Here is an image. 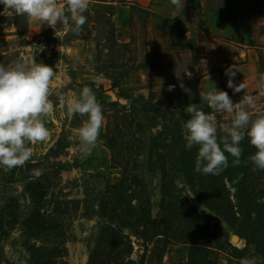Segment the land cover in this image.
<instances>
[{
  "label": "rangeland",
  "instance_id": "obj_1",
  "mask_svg": "<svg viewBox=\"0 0 264 264\" xmlns=\"http://www.w3.org/2000/svg\"><path fill=\"white\" fill-rule=\"evenodd\" d=\"M85 15L73 33L0 5V64L34 55L56 73L53 111L41 116L50 136L29 144L23 166H0V264H116L129 249L125 264H191L192 247L209 250L197 264H264L255 147L245 136L238 165L225 153L228 167L205 175L182 130L197 104L226 135L232 116L201 101L214 88L237 110L251 95L245 110L264 116V0H89ZM229 66L245 93L227 87ZM85 86L103 107L88 154L78 136L87 117L67 114Z\"/></svg>",
  "mask_w": 264,
  "mask_h": 264
},
{
  "label": "clouds",
  "instance_id": "obj_2",
  "mask_svg": "<svg viewBox=\"0 0 264 264\" xmlns=\"http://www.w3.org/2000/svg\"><path fill=\"white\" fill-rule=\"evenodd\" d=\"M184 2L171 0L178 8ZM0 5L17 15L47 23L53 29L63 25L73 33H79L87 22L85 12L89 8V0H66V6L59 0H0ZM42 51L44 48L41 46L39 52ZM55 74L52 67L37 63L34 55L27 64L20 61L10 66L0 64V166L9 170L23 166L32 156L29 144L43 142L50 136L41 116L53 111L49 97ZM225 75L228 77L227 87L233 93H245L246 85L234 84L237 71L233 66L225 69ZM172 90L173 86H169L168 91ZM201 101L206 102L214 113L231 115L232 122L231 126L222 125L226 135L218 140L214 116L205 113L197 104L186 107L190 118L182 126L185 148L191 150L198 146L194 170L205 175L221 174L228 167L225 153L238 165L243 152L240 143L245 136L256 149L251 156L253 165L264 170V116L253 119L245 110V106L254 107L253 97L243 95L237 110L228 92L214 88L202 95ZM67 114L87 117L78 129V136L84 146L82 154H88L98 143L103 124V107L90 87H83L79 95L68 102ZM35 175L39 177L42 171L36 170ZM242 264H257V260L244 259Z\"/></svg>",
  "mask_w": 264,
  "mask_h": 264
},
{
  "label": "trees",
  "instance_id": "obj_3",
  "mask_svg": "<svg viewBox=\"0 0 264 264\" xmlns=\"http://www.w3.org/2000/svg\"><path fill=\"white\" fill-rule=\"evenodd\" d=\"M109 149H113V146H109ZM112 232H114V230H112ZM209 250H207V249H205V248H199V247H192L191 249H190V263L191 264H197V262L195 261V258H196V256H201L202 257V255H204V253H209L208 252ZM129 253H127V255L126 256H119V257H117V259L119 260H116L115 259V263L116 264H125V258L126 259H128L129 258V256H130V254H131V250L129 249V251H128ZM91 259H92V263L95 261V259H94V257H93V255H92V257H91ZM110 262H112V261H110ZM45 264V263H44Z\"/></svg>",
  "mask_w": 264,
  "mask_h": 264
}]
</instances>
